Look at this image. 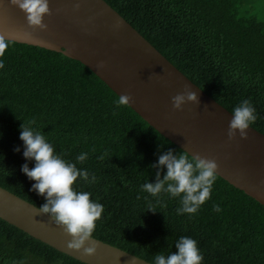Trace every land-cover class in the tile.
<instances>
[{
	"label": "trees",
	"instance_id": "trees-1",
	"mask_svg": "<svg viewBox=\"0 0 264 264\" xmlns=\"http://www.w3.org/2000/svg\"><path fill=\"white\" fill-rule=\"evenodd\" d=\"M105 1L224 108L249 100L255 109L249 126L264 134V20L242 13V0ZM0 40V186L39 208L45 202L21 171L34 165L23 156V123L66 160L87 153L77 167L96 180L78 178L77 185L103 206L92 237L151 262L189 236L201 264H264L263 204L216 174L209 199L195 213L178 215L179 197H153L140 186L155 182L157 171L162 178L159 155L184 150L128 104L117 106L119 95L82 62ZM20 261L86 264L0 218V264Z\"/></svg>",
	"mask_w": 264,
	"mask_h": 264
},
{
	"label": "water",
	"instance_id": "water-1",
	"mask_svg": "<svg viewBox=\"0 0 264 264\" xmlns=\"http://www.w3.org/2000/svg\"><path fill=\"white\" fill-rule=\"evenodd\" d=\"M46 27L30 25L11 0H0V39L62 52L90 68L175 145L216 161V174L264 205V134L249 126L228 138L231 112L191 81L105 0H49ZM190 90L197 100L173 107ZM0 218L86 264H151L91 236L77 250L72 237L39 207L0 186ZM96 251L84 254L83 248Z\"/></svg>",
	"mask_w": 264,
	"mask_h": 264
},
{
	"label": "clouds",
	"instance_id": "clouds-1",
	"mask_svg": "<svg viewBox=\"0 0 264 264\" xmlns=\"http://www.w3.org/2000/svg\"><path fill=\"white\" fill-rule=\"evenodd\" d=\"M26 13L30 25L46 27L42 23L43 16L50 13L49 0H11ZM4 47L0 40V49ZM131 97L120 94L115 100L117 106L127 105ZM197 96L187 90L172 97L174 108H181L187 101L195 102ZM231 119L228 122V138L236 136L237 131L241 138L247 136L249 124L255 119V109L249 100L244 99L231 110ZM31 122V120H30ZM19 139L23 141V156L34 161L29 168L27 163L21 165V171L34 181L30 191L42 195L45 202L40 205L39 211L49 215L56 225L63 228L72 239L67 246L72 249H81L85 241L91 238L96 221L103 210L102 204L91 198L88 191L79 190L78 178L87 183H94L96 177L90 175L77 164L85 161L87 153L81 152L75 156V162L66 160L62 154L54 150L53 145L39 131L20 125ZM19 151V148L14 149ZM97 159L103 160L101 154ZM156 165L163 166L166 171L162 178L156 172L155 182H145L140 186L141 191L158 197L166 193L169 197H179L177 214H192L210 197L212 185L216 180L218 165L215 160L191 155L187 151L174 154L171 149L159 155ZM156 165H153L154 167ZM214 211H219L218 205H213ZM175 251L167 254L158 253L152 258L151 264H201L202 254L197 241L189 236H180L175 242ZM84 254L95 253V245L84 247ZM19 264H23L20 261Z\"/></svg>",
	"mask_w": 264,
	"mask_h": 264
},
{
	"label": "rangeland",
	"instance_id": "rangeland-1",
	"mask_svg": "<svg viewBox=\"0 0 264 264\" xmlns=\"http://www.w3.org/2000/svg\"><path fill=\"white\" fill-rule=\"evenodd\" d=\"M241 12L264 20V0H242Z\"/></svg>",
	"mask_w": 264,
	"mask_h": 264
}]
</instances>
